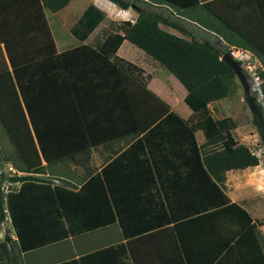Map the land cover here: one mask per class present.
Listing matches in <instances>:
<instances>
[{"label": "crops", "instance_id": "obj_1", "mask_svg": "<svg viewBox=\"0 0 264 264\" xmlns=\"http://www.w3.org/2000/svg\"><path fill=\"white\" fill-rule=\"evenodd\" d=\"M143 1L166 9L170 19H177L198 38L214 34L227 43L193 19H210L207 11L264 54V0H197L201 6L184 10L162 0H136L126 8L117 6L118 18L132 21ZM72 2L50 12L38 9L37 0H0V87L9 83L5 87L16 89L21 103L18 81L23 83L27 102L21 105L44 165L43 172L19 170L18 175L47 179L38 181L42 187H27L19 194L25 180L8 178L0 216V264H243L238 259V235L224 244L237 221L212 207L223 201L222 194L191 158V146L178 143L186 142V129H179L177 123V127L154 128L147 136L149 129L142 128L149 118L144 114L147 103L152 112L171 111L177 118L189 119L192 111L183 100L185 88L156 60L139 53L142 49L133 50L141 62L131 61L122 49L131 44L126 38L115 54L142 69L141 74L147 75L143 84L99 52L89 42L91 32L83 40L75 38L69 27L78 16L67 21ZM88 3L114 6L108 0H89L80 12ZM67 22V33L62 34ZM240 50L264 72L252 52ZM3 106L0 99V112ZM170 119L177 122L172 115ZM240 128L243 136L248 125ZM249 129L247 138L252 135ZM176 135L179 140L174 142ZM193 136L197 145L204 140L200 128ZM49 169H55V178L48 177L53 175ZM94 174L97 179L88 184L96 185L85 187L86 192L95 200L103 199L104 207L96 213L99 203L87 201L83 210L72 211L66 219L53 202L54 188L76 189ZM223 176L218 184L221 191L256 219L257 187L264 188L260 158L255 165L226 169ZM87 218L104 221L86 229L82 226Z\"/></svg>", "mask_w": 264, "mask_h": 264}, {"label": "trees", "instance_id": "obj_2", "mask_svg": "<svg viewBox=\"0 0 264 264\" xmlns=\"http://www.w3.org/2000/svg\"><path fill=\"white\" fill-rule=\"evenodd\" d=\"M69 0H37L38 9L43 8L53 12L64 6ZM120 8H126L136 0H109ZM175 7L176 10H184L187 6L196 4L197 0H162ZM210 16L200 20L193 18L200 25L212 30L220 35L227 44L220 48L210 38H198L193 32H190L186 27L177 21L170 19L167 13L159 9H138L137 14L132 21L129 19H121L120 27L95 44V48L102 54L109 56L123 70L132 74L140 83H144L140 79L142 69L134 63L123 59L115 54V50L121 40L126 38L131 43L139 47L149 57L156 60L167 71L172 73L185 88L183 96L184 102L193 112H199L198 116L193 121H187L177 118L171 111H155L152 112L150 103L144 104V114H148V120L142 125V128H148L147 136L154 128L159 127H177L185 128L188 134L184 137L186 142L179 141L186 147L192 148V159L198 161V165L202 174L211 183V185L222 194V202L217 205H212L217 212H223L225 217L237 221L238 226L233 228L230 235L225 239V246L231 238L237 236V244L239 246V258L243 264H264V241L262 242L258 234L257 221L253 219L247 211L238 205L236 202L230 201L229 198L221 191L218 184L221 183L224 176L223 173L229 168H243L246 166L255 165L258 163L259 157L243 143L234 140L230 129L235 126L234 121L229 116L213 117L208 111L207 103L215 99L222 98L227 94L233 82L234 72L230 66L220 57L223 50L227 49L230 44L236 49H247L252 52L257 59L264 65V54L256 49L249 41L240 36L231 27L224 24L209 12ZM40 26L44 28V17L39 11ZM104 17V12L93 3H88L80 12L78 17L69 27V32L77 39L83 40L91 32V30ZM35 18V17H34ZM159 23L166 24L182 35L170 32L162 28ZM39 25L37 29L39 30ZM241 62L240 60H238ZM245 72V71H244ZM264 77V72L260 73ZM261 89L264 92V80L261 81ZM9 84V83H6ZM0 87V99L3 101V110L0 112V124L6 134L11 150L2 153V159L9 160L16 169L25 172H43L44 165L39 162L38 151L30 134L29 127L25 120L23 106L26 105V94L24 93L23 83L18 81V92L22 102L20 103L17 97V91L14 88ZM144 92H148L144 88ZM251 95V94H250ZM252 96V95H251ZM254 98V95H253ZM131 100V98L129 97ZM258 108L261 110V104L256 101ZM132 106V105H131ZM140 111V109L138 108ZM152 113L154 116L152 117ZM146 114V115H147ZM174 116L175 121L170 117ZM160 116V119L157 118ZM32 122V115L29 113ZM255 123L261 141L264 144V133L258 128L256 118L252 117ZM155 120V121H153ZM154 122V124H151ZM200 128L204 140L200 145H197L194 140L193 131ZM180 133V132H179ZM40 147L38 135L35 136ZM180 139L183 140L181 134ZM179 137L174 136V142L178 141ZM174 154H179L178 150L173 151ZM44 154V153H43ZM97 175L80 184L76 189L69 187H56L53 190V202L55 206L60 208V212L66 219L70 220L72 211L83 210L86 207L87 201H92L97 204L96 213L99 207H104L103 199L95 200L92 195L86 192L89 185H96L95 182L90 183ZM2 176L0 175V181ZM11 180L23 179L17 193H21L27 187L36 186L42 187L38 181H47L46 178L38 175L24 173L13 175ZM98 186V185H97ZM99 187V186H98ZM101 187V185H100ZM3 192L0 190V216L3 208ZM98 201V202H97ZM211 207V206H210ZM111 206L106 207L110 209ZM209 208V206H208ZM101 218V216H96ZM115 214L112 210L110 218L114 220ZM14 220V218L12 217ZM95 218H87V223L83 228H91L98 224H103L102 221H93ZM228 219V220H229ZM69 225L71 223L69 222ZM72 226V225H71ZM19 237V235H18ZM6 238V237H5ZM20 238V237H19ZM233 249V247H229Z\"/></svg>", "mask_w": 264, "mask_h": 264}, {"label": "rangeland", "instance_id": "obj_3", "mask_svg": "<svg viewBox=\"0 0 264 264\" xmlns=\"http://www.w3.org/2000/svg\"><path fill=\"white\" fill-rule=\"evenodd\" d=\"M87 1L89 0H76V1L74 0V2H72L70 5L67 6L69 10L68 11L69 19L67 20L68 22L69 21L71 22V20H73L79 15L81 6L84 5ZM140 4L142 5L141 6L142 9L144 8L145 9L147 8L148 9H159V10H163L164 13H167L166 9L157 8V6L153 7V5L151 4L148 5L146 1L140 2ZM113 5H114L113 9H110L106 4L100 5L101 6L100 8L104 12V17L100 20V22L95 26V28L90 33L89 42H91L92 44H96L100 42L101 41L100 39H103L105 35L112 33L113 31L117 30L120 27L119 21L121 19L118 18L120 17L118 13L121 11L120 10L115 11L117 5H115L114 3ZM49 15H54V14H49ZM167 15H169V13ZM50 20L52 22V18H50ZM180 21H182L183 24L186 23V21L182 18L180 19ZM67 23H65L64 30L60 28V30H62V34L67 33L66 27H69V23L68 24ZM203 35L210 37V39L213 42H215L220 48L224 47L227 44L224 41H221L220 39H218L214 34L208 35L206 33ZM122 49L124 53L126 52V54H128L131 57L132 59L131 61L133 62L135 61L137 63L141 62L140 61L141 57L139 56L137 57L135 54V51H133L134 49L136 51L137 50L142 51L136 45L132 43L125 44L124 46H122ZM139 53H144V52L142 51ZM244 55L247 57L246 60L240 62L241 66L243 67V73L247 79V82L251 85H254L255 87V89L253 90L249 89V95L250 94L252 96L254 95L255 101H258L261 104V107H262L261 111L264 117V92L261 89L262 82H261V76H260V73L262 72V70L259 64L254 60V58H252V56L248 54H244ZM246 64H248L249 67H247ZM142 75L143 74H140V79L143 78V80H140V81L145 82L144 77H147V75L145 76L144 75L142 76ZM178 96H179V93H177L176 97ZM207 107H208V111L211 113L213 117L229 116L230 118L233 119L234 124H237V126L234 129L233 128L230 129L231 134L233 133L237 136L235 137V135L232 134L234 140L237 141L241 139V142L246 144L248 148L252 150L260 158L261 165L264 167V144L262 143L257 127L255 123L253 122V119H252L253 115L249 111L247 104L245 102V95L242 91V86L235 75L233 77V82L227 94L223 96L222 98L217 99L216 101H209L207 103ZM198 116H200V113L193 111L190 113V117L189 119H187V121H193V119L195 120ZM239 124L240 125L245 124L246 127L248 125V128H250L249 130L252 133V135L248 136L249 138H247L248 128L247 130H245L242 136L241 128ZM10 150H11V144L0 124V156H2L3 152H8ZM49 170L51 173H53V175L50 174L48 175V177H50L51 179L55 178V175H54L55 169L53 170L49 169ZM257 192L259 193L258 195L255 196V199L258 200L257 201L258 208L256 212L257 218L255 220L257 221L258 234L260 236L261 241L263 242L264 241V188L262 186H258ZM252 202L253 200L249 201V204Z\"/></svg>", "mask_w": 264, "mask_h": 264}, {"label": "water", "instance_id": "obj_4", "mask_svg": "<svg viewBox=\"0 0 264 264\" xmlns=\"http://www.w3.org/2000/svg\"><path fill=\"white\" fill-rule=\"evenodd\" d=\"M220 57L230 66V68L234 72V75L237 77L238 81L240 82L242 86V91L245 95V102L247 104V107L249 111L252 113V115L256 118L258 128L264 133V117L262 111L258 108L253 96L249 95L250 85L247 82V79L243 73V68L241 64L236 58L232 57L230 53L226 50H224L221 53Z\"/></svg>", "mask_w": 264, "mask_h": 264}, {"label": "built area", "instance_id": "obj_5", "mask_svg": "<svg viewBox=\"0 0 264 264\" xmlns=\"http://www.w3.org/2000/svg\"><path fill=\"white\" fill-rule=\"evenodd\" d=\"M230 53V55L237 60L240 61H245L246 56L242 52V50H238L234 48L233 46H228L226 49ZM243 54V55H242ZM247 67H249L248 64H246ZM250 85V89L253 90L255 89L254 85ZM20 171L16 169V167L9 161V160H4L2 157H0V175L2 176V179L0 181V190L4 193L7 191V183H8V178H10L13 175H18Z\"/></svg>", "mask_w": 264, "mask_h": 264}, {"label": "clouds", "instance_id": "obj_6", "mask_svg": "<svg viewBox=\"0 0 264 264\" xmlns=\"http://www.w3.org/2000/svg\"><path fill=\"white\" fill-rule=\"evenodd\" d=\"M230 46V45H229ZM226 50V49H225ZM224 51V50H223ZM240 63V62H239ZM243 68V67H242Z\"/></svg>", "mask_w": 264, "mask_h": 264}]
</instances>
